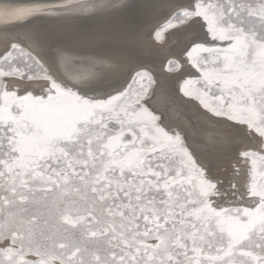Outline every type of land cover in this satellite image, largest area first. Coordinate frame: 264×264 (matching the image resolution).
Segmentation results:
<instances>
[{
	"label": "snow or ice",
	"instance_id": "6c2138e0",
	"mask_svg": "<svg viewBox=\"0 0 264 264\" xmlns=\"http://www.w3.org/2000/svg\"><path fill=\"white\" fill-rule=\"evenodd\" d=\"M174 6L155 37L195 30L184 55L196 74L179 93L260 139L259 150L239 152L244 190L239 167L216 175L163 125L150 71L89 95L12 42L0 54V264H264V0ZM102 7L132 14L139 5L41 0L0 7V21ZM182 67L168 62L169 72Z\"/></svg>",
	"mask_w": 264,
	"mask_h": 264
},
{
	"label": "bare ground",
	"instance_id": "6f19581e",
	"mask_svg": "<svg viewBox=\"0 0 264 264\" xmlns=\"http://www.w3.org/2000/svg\"><path fill=\"white\" fill-rule=\"evenodd\" d=\"M50 1L56 0H42ZM34 2L41 0H0V7ZM80 2L106 4L109 0ZM186 2L136 0L139 7L132 14L102 7L94 12L57 11L26 21H0V54L12 42H19L37 55L59 81L74 84L89 95L121 87L140 66L150 68L159 75V91L164 92L155 110L165 121L168 119L169 128L181 131L194 152L212 160L216 175L231 177L233 166L243 167L239 152L260 147V141L249 136L243 127L216 121L199 106H190L177 97L185 76L171 75L165 65L177 53L186 75L195 74L184 55L195 30L182 29L161 43L155 37L156 31L171 18L174 5ZM37 28L41 30L39 44L34 39ZM15 83L10 81L9 86ZM210 120L216 125H208ZM236 179L240 188L242 176Z\"/></svg>",
	"mask_w": 264,
	"mask_h": 264
},
{
	"label": "rangeland",
	"instance_id": "374dc122",
	"mask_svg": "<svg viewBox=\"0 0 264 264\" xmlns=\"http://www.w3.org/2000/svg\"><path fill=\"white\" fill-rule=\"evenodd\" d=\"M185 30V29H188L187 28V26H180L179 28H176V29H169L167 32H165L164 34H163V36H162V38L160 39V40H158L160 43L161 42H164V41H167L168 39H169V36H171V35H174V34H179L180 32H181V30ZM189 30V29H188ZM187 30V31H188ZM174 33V34H173ZM193 38H195V36H194V34H193ZM7 48H8V46H7ZM26 48V47H25ZM27 49V48H26ZM174 56H170L171 58L169 59V60H179V58H178V56L177 55H179V54H177L176 53V55L175 54H173ZM181 63V62H180ZM158 69H160V68H162V64H159L158 66ZM191 67V66H190ZM165 68H166V70L168 71V63H167V65H165ZM140 69H144V70H148V71H150V73L153 75V77L156 79V81H157V86H156V94H155V96L153 97V99L151 100V101H149V103H150V105L155 109L156 107H157V104L161 101V95L162 94H164V92H162V91H159V75L158 74H156V73H154L150 68L148 69L146 66H140L138 69H136V70H140ZM161 70V69H160ZM194 70V69H193ZM169 72V71H168ZM171 75H184L185 76V78H187L188 76L186 75L187 74V70H185L183 67L179 70V71H172V72H169ZM196 74V73H195ZM195 74H190V75H195ZM9 83H10V81H9ZM40 83H44V82H40ZM177 97H180V98H182V99H184V101L187 103V104H189L190 106H196V107H198L199 105H197V103H195V102H192V101H189V100H187V98H184V97H182V94L179 96V95H177ZM154 102V103H153ZM158 113V112H157ZM159 114V113H158ZM202 119V118H201ZM161 120H162V123H163V125H165V126H167L168 127V125H169V123H168V119L166 118V120L167 121H165V119L161 116ZM208 125L210 124V126H214V125H216L215 124V121H213V120H210L209 121V123H207ZM257 140H259L260 141V139L257 137ZM252 142H256L255 141V139H253L252 140ZM261 147V146H260ZM260 147H253V150H259L260 149ZM231 157H232V155H231ZM231 162H228V164H230ZM245 164V165H244ZM245 166V167H244ZM240 169H241V174H240V176H242V180L244 181L242 184L243 185H241V189H240V191H243L244 190V184H245V181H246V175H247V171H248V168H249V165L247 164V163H243V167H239ZM244 171L246 172V173H244ZM244 176V177H243Z\"/></svg>",
	"mask_w": 264,
	"mask_h": 264
},
{
	"label": "water",
	"instance_id": "95a60500",
	"mask_svg": "<svg viewBox=\"0 0 264 264\" xmlns=\"http://www.w3.org/2000/svg\"><path fill=\"white\" fill-rule=\"evenodd\" d=\"M50 2H52V1H50ZM53 2H56V1H53Z\"/></svg>",
	"mask_w": 264,
	"mask_h": 264
}]
</instances>
